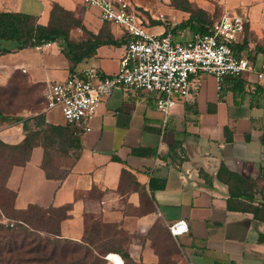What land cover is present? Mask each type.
Listing matches in <instances>:
<instances>
[{
  "label": "crops",
  "instance_id": "obj_1",
  "mask_svg": "<svg viewBox=\"0 0 264 264\" xmlns=\"http://www.w3.org/2000/svg\"><path fill=\"white\" fill-rule=\"evenodd\" d=\"M119 1L149 32L169 33L175 42L225 12L241 14L247 23L233 48L264 64V0ZM54 3L80 21L68 32L75 49L101 43L73 67L60 40L0 54V87L24 80L42 100L18 119L0 121V154L17 159L4 181L12 208L56 217L60 238L81 242L99 234L113 264L109 254L120 257L118 264H264V221L251 209L264 214V79L244 72L218 89L215 77L202 73L164 127L153 93L114 90L83 131L57 109L44 110V88L88 66L117 72L129 35L83 0H0V12L46 25ZM24 141L26 155L11 149ZM221 165L243 177L239 196L217 177ZM178 220L187 231L173 236L168 226Z\"/></svg>",
  "mask_w": 264,
  "mask_h": 264
},
{
  "label": "built area",
  "instance_id": "obj_2",
  "mask_svg": "<svg viewBox=\"0 0 264 264\" xmlns=\"http://www.w3.org/2000/svg\"><path fill=\"white\" fill-rule=\"evenodd\" d=\"M83 2L97 6L100 19L120 25L129 39L117 72L103 74L88 66L72 70L65 80L45 86L44 110L57 109L66 124L89 131L97 106L114 90L121 89L153 93L164 127L178 102L187 99L197 87L202 73L212 74L218 89L224 78H235L244 72L253 73L258 80L264 79V64L257 65L247 56L236 54L233 48L247 23L241 14L225 12L210 24L208 32L195 33L186 42H175L169 33L149 32L138 12L126 9L119 0ZM181 178L185 180V175ZM168 227L173 236L187 231L183 220Z\"/></svg>",
  "mask_w": 264,
  "mask_h": 264
},
{
  "label": "rangeland",
  "instance_id": "obj_3",
  "mask_svg": "<svg viewBox=\"0 0 264 264\" xmlns=\"http://www.w3.org/2000/svg\"><path fill=\"white\" fill-rule=\"evenodd\" d=\"M14 85L16 88H14ZM39 99L37 88L28 85L24 80L0 88V110L7 117H15L16 114L23 112L24 109L40 107ZM15 161L17 159L7 157L5 153L0 154V170H5L10 163ZM12 199L13 193L7 190L1 182L0 224L4 228L7 225L11 226L12 223L14 224L13 227H10L11 230L5 231L2 235L8 237V234H18L14 233L18 231L19 234L25 235L24 237L15 235L11 237L17 247L13 252H9V255H6L3 249L0 253V264H38L35 262L36 259L32 262H27L26 258L37 257L41 259L45 258V256L50 258L47 264H55L56 262L57 264H71L74 260H79L81 264H94L89 262L97 259L98 256L105 258V264H113L105 257V251L108 249L107 246L110 247V244L108 245L103 240L100 241L98 238L99 234L88 233L91 237L89 244L84 243L83 240V242H77L59 239L54 234L56 221L49 222L48 215L45 212L38 211L36 208H30L24 213L15 212L12 208ZM16 224H19V226H16ZM22 239L25 241H21ZM3 240L5 239L3 238ZM22 243L23 246L20 247ZM108 258L116 264L120 263V257L117 254H109ZM96 264H99V262ZM126 264L128 263L126 262Z\"/></svg>",
  "mask_w": 264,
  "mask_h": 264
},
{
  "label": "trees",
  "instance_id": "obj_4",
  "mask_svg": "<svg viewBox=\"0 0 264 264\" xmlns=\"http://www.w3.org/2000/svg\"><path fill=\"white\" fill-rule=\"evenodd\" d=\"M79 25H80V21L78 18H76L71 12L64 10L61 6H59L56 3H54L52 6L49 21L46 25L36 22L35 17L29 14H25L21 12H0V54L12 52L15 50H20L26 47L38 46L45 42L60 40V43L63 47L62 49L64 51V54L66 55L68 59H70V61L72 62V67H73L83 57L92 53L95 47L99 43H101L98 41L94 43H90V44L88 42H84L82 43L80 49L78 50L75 49V47L72 45V43L68 39V32L72 27L79 26ZM209 26L205 27L204 25H201L200 29L198 30V33L208 32ZM262 51L264 54V50ZM14 88H16L15 85H14ZM39 101L41 102L42 100L39 99ZM15 119H18V118L9 117V116L7 117L0 110V121H8V120H15ZM24 143L25 141L20 146H14V147H11V149H16V150L22 149L24 150V154L26 155L28 151L26 149H23V147H21L24 145ZM0 145H2L1 142H0ZM23 159H21V161H23ZM8 172H9V166H7L5 170H0V183L2 182L3 186H4V181L7 177ZM217 177L225 181L228 184L229 193L231 196H239L241 194V191H242L241 187L244 181L242 176L230 172L229 170H227V168L224 165H221L218 169ZM231 181L234 182V186H232ZM30 208H35V207L30 206L26 210H15V209L14 210L15 212L24 213ZM36 209L38 211H41L39 208H36ZM251 209L254 212V215L256 217H260L259 214H262L261 215L262 218L261 217L260 218L263 219L264 221V214L261 211V209L257 207H251ZM48 221L57 222V218L48 215ZM13 226L14 224L12 223L11 226L7 225L4 228L3 225L0 224V236H1L0 253L4 249L6 255H9V252H13V250H15L17 246L15 245L14 239H11L13 235L21 236V237H24L25 235V234H19V231L14 232L18 234H8V237H6L5 235H2L5 231L11 230L10 227H13ZM16 226H19V224H16ZM87 235L88 234H86L83 241L84 243L89 244L91 242V237H90V234L88 236ZM55 236H57V238L59 239L69 240V239L60 238L58 234H55ZM3 238L5 240H3ZM259 240L264 241V235H260ZM21 241H25V240L22 239ZM70 241H73V240H70ZM22 246H23V243L20 245V247ZM107 251H110L109 248L105 251V253H107ZM109 253H113V252H109ZM34 259H36L35 262L38 264H40L41 261H44L41 264H47V262L50 260L49 257L45 256V258H41V259H38L37 257L26 258V261L32 262ZM104 259L105 258L98 256L97 259H93V261H90L89 263L96 264L97 262H99V264H102L103 262V264H105ZM55 264H57V262ZM71 264H81V262L79 260H74Z\"/></svg>",
  "mask_w": 264,
  "mask_h": 264
}]
</instances>
